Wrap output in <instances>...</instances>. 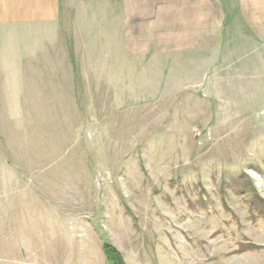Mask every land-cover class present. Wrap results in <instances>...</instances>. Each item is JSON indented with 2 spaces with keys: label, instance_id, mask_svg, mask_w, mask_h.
Here are the masks:
<instances>
[{
  "label": "rangeland",
  "instance_id": "374dc122",
  "mask_svg": "<svg viewBox=\"0 0 264 264\" xmlns=\"http://www.w3.org/2000/svg\"><path fill=\"white\" fill-rule=\"evenodd\" d=\"M263 71L237 97L25 77L17 108L4 86L0 264H109L104 243L124 264H264Z\"/></svg>",
  "mask_w": 264,
  "mask_h": 264
},
{
  "label": "crops",
  "instance_id": "0c3cea01",
  "mask_svg": "<svg viewBox=\"0 0 264 264\" xmlns=\"http://www.w3.org/2000/svg\"><path fill=\"white\" fill-rule=\"evenodd\" d=\"M263 70L264 0H0V90L17 108L25 77L96 91L122 81L129 93L132 82H188L217 98Z\"/></svg>",
  "mask_w": 264,
  "mask_h": 264
},
{
  "label": "trees",
  "instance_id": "16d2710c",
  "mask_svg": "<svg viewBox=\"0 0 264 264\" xmlns=\"http://www.w3.org/2000/svg\"><path fill=\"white\" fill-rule=\"evenodd\" d=\"M255 196L257 197V195H255ZM256 203H257L258 207L260 208L261 215H264V202L261 199H259V200L257 199ZM255 249H257V247L248 246V247H246V249L244 251L255 250ZM102 251H103V254L106 258V261L109 264H124L123 258L120 255V253L118 251H116V249L114 247H112L110 244L104 243L102 246Z\"/></svg>",
  "mask_w": 264,
  "mask_h": 264
}]
</instances>
